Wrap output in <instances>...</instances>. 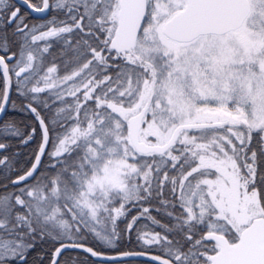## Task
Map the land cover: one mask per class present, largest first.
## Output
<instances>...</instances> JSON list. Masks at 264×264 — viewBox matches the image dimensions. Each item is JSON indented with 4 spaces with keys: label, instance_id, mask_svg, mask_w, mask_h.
I'll return each mask as SVG.
<instances>
[{
    "label": "snow or ice",
    "instance_id": "obj_1",
    "mask_svg": "<svg viewBox=\"0 0 264 264\" xmlns=\"http://www.w3.org/2000/svg\"><path fill=\"white\" fill-rule=\"evenodd\" d=\"M23 3L65 18L30 27L0 0V113L17 107L15 89L42 133L31 167L0 185L12 187L0 193V264H24L45 240L59 244L50 264L69 249L103 256L84 233L115 247L129 204L140 213L126 230L146 217L172 234L136 229L163 251L159 264H264V0ZM53 39L71 53L70 74L53 63L35 79ZM45 92L62 105L56 118L38 110L50 107ZM50 125L62 129L47 152L52 174L40 172ZM0 127L20 135L14 122ZM153 201L171 226L150 215Z\"/></svg>",
    "mask_w": 264,
    "mask_h": 264
},
{
    "label": "trees",
    "instance_id": "obj_2",
    "mask_svg": "<svg viewBox=\"0 0 264 264\" xmlns=\"http://www.w3.org/2000/svg\"><path fill=\"white\" fill-rule=\"evenodd\" d=\"M39 1L40 0H31V2L33 3H37ZM11 3H14V1L11 0ZM54 13L55 11H53V14L49 16V18H52V16H54ZM59 13L60 14H58L56 17L64 18L63 12ZM23 16H25V21L29 23V25L35 22V18L27 11L23 13ZM13 28L14 25H10L7 29L10 41L17 40L16 37L11 35ZM55 40L53 39L52 45L56 46L52 48V53L45 54V60L52 61L54 60L53 57H55V60H57L58 64L62 66L60 75L63 76L65 75L64 72L68 70H65L63 67L64 61L69 58L71 53H69L68 56H61L60 53L64 49L63 41ZM18 48V43H12L11 51L15 52L18 50ZM0 54L4 53L0 52ZM43 75L44 74H42L41 76ZM39 77L40 76H37L35 79H39ZM33 83H35V80L33 81ZM29 86L31 87L32 85L30 84ZM40 95L42 98L48 99L50 107L48 109L41 108L38 110H41V114L43 116L48 117L49 119L56 118V109L62 107L60 102L55 101V97L49 96L47 92L42 93ZM11 99L16 101L17 107L13 108L11 104H9L8 112L6 113L3 120L0 122V125H2L4 122H14L16 128L19 129L20 135H13L11 134V130L5 131L2 127H0V143L6 144V149L0 151V158H3L5 156L9 158V160L6 162V165H0V185L8 183V178L14 179L16 176L23 174L26 170L31 167L35 159V154L37 153L39 145L42 141V133L39 128L38 122L35 120L33 114L27 111L20 110L19 106L21 105V103H27V101L18 96L15 89H13L12 91ZM53 101H55V103H53ZM49 127L50 143L47 152H50L52 147L51 138L62 131V129L58 125H50ZM33 128H36V132L32 133V139L27 143H24L23 141L27 138L28 134L32 132ZM53 128L55 129V131H52ZM255 136L256 134L254 133V137ZM47 152L42 161L40 172L52 174L54 170L49 167V165L52 164V158L47 155ZM29 183H31V181H29ZM4 191H12V187L9 186L7 190H5L3 187H0V193ZM158 207L159 204L153 201L152 207H150V215L159 220L161 224H167L171 226L174 221L165 216L164 211L162 209L160 211H157L156 209ZM134 213L135 211L128 214L125 218L122 219L119 225V230L122 232V237L116 242L115 247L106 245L103 242L97 240L94 235L90 232L84 233V235L87 236L86 245H89L95 250L106 254H118L126 251L144 250L164 255L163 251L159 248V246H147L143 243V241L138 240L136 229L138 228L139 230H142L143 228L145 230L153 232H161V234H167L169 236V239L173 238L172 234L164 233L159 225H154L152 221L147 219L146 217H141L136 222V225L132 230H125L124 226L126 228V223L128 222L127 219H130V217L134 216ZM139 213L140 211L138 212V214ZM57 246H59V244H55L51 240L38 241L36 243V246L26 253V261L24 262V264H50L51 255ZM70 259L74 261V264H155L141 260L100 262L95 260L92 256L87 253L72 250H68L63 253V256L61 258V264H64V261ZM12 264H19V262L13 261Z\"/></svg>",
    "mask_w": 264,
    "mask_h": 264
},
{
    "label": "water",
    "instance_id": "obj_3",
    "mask_svg": "<svg viewBox=\"0 0 264 264\" xmlns=\"http://www.w3.org/2000/svg\"><path fill=\"white\" fill-rule=\"evenodd\" d=\"M13 1L18 5L17 7L20 8V10H21V8H24L25 10H27L28 12H30V14L33 17H35V18L44 17V16H46L50 12V10H48V11H46L44 13H38V12H35L34 10H32L31 8H29L27 5H25L23 3V0H13ZM0 55H3V54H0ZM12 91L10 93L11 97H12ZM9 104L7 105L6 111L4 113H0V122L3 120V118L6 115V113L8 112ZM49 137H50V134H49ZM41 143H42V141H41ZM48 147H49V144L46 146V152H47ZM38 150H39V148H38ZM45 154L42 156V161H43V159L45 157ZM42 161H41V164H42ZM34 162H35V159H34L33 163ZM40 167H41V165H40ZM57 247H59V246H57ZM86 247H91V246L86 245ZM69 250L87 253V252H85L82 249H69ZM95 251H97V250H95ZM126 252L134 253V254L133 255H129V256H122V255H120V253H118V254H106V253H103L102 252L104 255L103 256H100V257H94L90 253H87V254H89L95 260L100 261V262H120V261H128V260H141V261H147V262H151V263H155V264H159V262L156 261V260H154V259H152V257H154V256H164V255H160V254H157V253H154V252L144 251V250L126 251ZM138 253H143V254L142 255H138ZM109 257H115V259H110Z\"/></svg>",
    "mask_w": 264,
    "mask_h": 264
},
{
    "label": "flooded vegetation",
    "instance_id": "obj_4",
    "mask_svg": "<svg viewBox=\"0 0 264 264\" xmlns=\"http://www.w3.org/2000/svg\"><path fill=\"white\" fill-rule=\"evenodd\" d=\"M53 2V0H50V3H52ZM34 4H36V5H40L41 4V0L39 1V2H37V3H34ZM26 10L24 9V8H21V10H20V13H21V15H23V13L25 12ZM53 14V10H50V12L46 15V16H44V17H39V18H35V22H38V24H42V23H44L46 20H48V19H50L49 18V16H51ZM53 17V16H52ZM65 18V17H64ZM63 17H60V18H58V19H64ZM25 23H27L26 21H24ZM28 25H29V23H27ZM30 26V25H29ZM31 27V26H30ZM41 31H46L47 29L46 28H41L40 29ZM75 39V38H74ZM55 40V39H54ZM56 41V40H55ZM42 43L43 42H41V45H42ZM56 46V45H55ZM54 45H52V47L50 48V50H49V52L50 53H52L53 51H52V48H54L55 47ZM46 58V57H45ZM44 58V59H45ZM52 60V59H51ZM35 63V62H34ZM53 63H55L57 66V74L58 75H60V72H61V69H59V67H58V65L60 66V64H58V62H57V60H52V61H46L45 60V62H44V64H43V67L41 68V70L40 71H42V72H39V74H38V76H41L42 74H45V72H46V70H47V68L48 67H50V66H52V64ZM70 71H71V69H68L66 72H64L65 74H70ZM40 86H43L42 84L40 85ZM0 151H2V150H0Z\"/></svg>",
    "mask_w": 264,
    "mask_h": 264
},
{
    "label": "rangeland",
    "instance_id": "obj_5",
    "mask_svg": "<svg viewBox=\"0 0 264 264\" xmlns=\"http://www.w3.org/2000/svg\"><path fill=\"white\" fill-rule=\"evenodd\" d=\"M58 14H60L59 13V11H55V13H54V16H57ZM33 24H38V22H33V23H31L30 24V26H32ZM57 66V65H56ZM58 67H59V69H61L62 68V66L60 65H58ZM68 69H71V66L68 68ZM40 72H42V71H40ZM69 100L71 99V98H68ZM50 151H52V147H51V150ZM52 163H54V160L52 159ZM116 207H118L119 205L117 204V205H115ZM144 207H148L149 205H143ZM127 207L130 209V211L127 213V215L128 214H130V213H132L133 211H135V213H134V216H139V214H138V212L140 211V207H138V206H133L132 204H129V205H127ZM152 207V206H151ZM126 215V216H127ZM126 216H124V217H121L118 221H117V224H118V230H119V225H120V223H121V221H122V219L123 218H125ZM133 217V216H132ZM132 217H130V219H127L128 220V222L127 223H129V222H131V219H132ZM126 223V224H127ZM125 224V225H126ZM96 227H97V229L99 230V225H96ZM124 229L126 230V228H125V226H124ZM141 232H153V231H149V230H145V229H143L142 228V230H140ZM162 235H164V234H162ZM147 246H149V245H147Z\"/></svg>",
    "mask_w": 264,
    "mask_h": 264
}]
</instances>
